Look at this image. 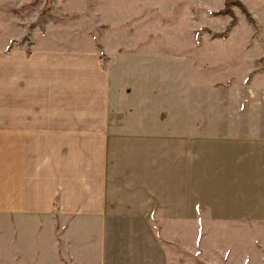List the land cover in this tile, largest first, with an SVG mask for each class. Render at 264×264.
<instances>
[{"label":"rangeland","instance_id":"1","mask_svg":"<svg viewBox=\"0 0 264 264\" xmlns=\"http://www.w3.org/2000/svg\"><path fill=\"white\" fill-rule=\"evenodd\" d=\"M239 1L252 24L235 6L234 17L217 15L224 0L0 2V47L19 36L37 47L93 46L110 74L111 111L133 106L153 118L159 132V117L179 110L181 197L186 205L191 197L203 198L207 216L200 225L192 217L165 220L162 214L154 224L147 217L118 220L123 239L114 236L104 246L80 225L76 235L66 220L0 218V264H264V218L258 219L264 214L210 221L205 203L223 193L233 198L243 182L239 173L249 178L246 204L264 200L250 185L251 162L259 168L256 177L264 169V0ZM246 138L256 143L249 154L227 141ZM259 181L264 185V170Z\"/></svg>","mask_w":264,"mask_h":264},{"label":"crops","instance_id":"2","mask_svg":"<svg viewBox=\"0 0 264 264\" xmlns=\"http://www.w3.org/2000/svg\"><path fill=\"white\" fill-rule=\"evenodd\" d=\"M29 39L19 36L0 47V218L66 220L76 235L81 226L102 246L114 236L123 239L118 220L147 217L154 224L162 214L165 220L192 217L200 225L207 218L203 198L191 197L186 205L181 197L179 110L159 117L161 131L155 132L153 118L133 106L111 111L110 74L97 48L37 47ZM227 141L242 153L256 146L249 138ZM254 161L250 185L264 198V169L256 177ZM239 179L233 198H205L210 221H250L264 214V200L246 204L248 175L239 173Z\"/></svg>","mask_w":264,"mask_h":264},{"label":"trees","instance_id":"3","mask_svg":"<svg viewBox=\"0 0 264 264\" xmlns=\"http://www.w3.org/2000/svg\"><path fill=\"white\" fill-rule=\"evenodd\" d=\"M224 8L222 11H218L217 15H223V16H232L234 17L233 11L231 10V7L235 6L236 8L240 9L242 14L244 15L246 21L249 24H252V18L250 16V13H248V10L246 7L239 1V0H224Z\"/></svg>","mask_w":264,"mask_h":264}]
</instances>
